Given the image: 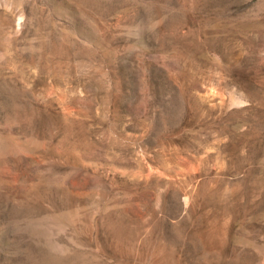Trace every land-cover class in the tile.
<instances>
[{
    "label": "rangeland",
    "instance_id": "obj_1",
    "mask_svg": "<svg viewBox=\"0 0 264 264\" xmlns=\"http://www.w3.org/2000/svg\"><path fill=\"white\" fill-rule=\"evenodd\" d=\"M0 264H264V0H0Z\"/></svg>",
    "mask_w": 264,
    "mask_h": 264
}]
</instances>
